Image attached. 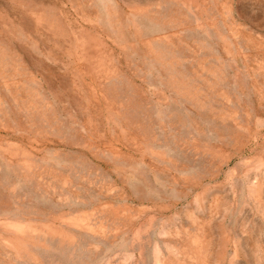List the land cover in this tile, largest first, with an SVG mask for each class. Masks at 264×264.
<instances>
[{"label":"rangeland","instance_id":"obj_1","mask_svg":"<svg viewBox=\"0 0 264 264\" xmlns=\"http://www.w3.org/2000/svg\"><path fill=\"white\" fill-rule=\"evenodd\" d=\"M0 264H264V0H0Z\"/></svg>","mask_w":264,"mask_h":264}]
</instances>
